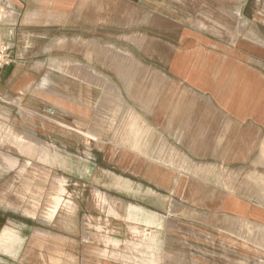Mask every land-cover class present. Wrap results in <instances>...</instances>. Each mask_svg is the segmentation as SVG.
I'll return each mask as SVG.
<instances>
[{
  "label": "crops",
  "instance_id": "0c3cea01",
  "mask_svg": "<svg viewBox=\"0 0 264 264\" xmlns=\"http://www.w3.org/2000/svg\"><path fill=\"white\" fill-rule=\"evenodd\" d=\"M98 37L111 59L100 65ZM0 40L12 59L0 70V99L19 107L49 110L33 96L38 86L51 92L57 83L45 70L71 68L73 74L58 70L60 78L79 91L60 100L89 116L97 111L98 84L120 85L127 107L119 141L84 131L78 113L73 127L58 122L86 137L90 149L102 143L108 161L143 182L135 189L116 175L109 185L144 192L164 207L130 204L115 208L119 215L140 208L145 220L138 221L155 227L168 213L169 225L184 228L191 212L201 221L194 228L226 235L218 242L232 246L235 258L264 260L245 231L264 229V0H0ZM116 51L133 65L119 82L97 69H112ZM225 218L239 226L222 224Z\"/></svg>",
  "mask_w": 264,
  "mask_h": 264
},
{
  "label": "rangeland",
  "instance_id": "374dc122",
  "mask_svg": "<svg viewBox=\"0 0 264 264\" xmlns=\"http://www.w3.org/2000/svg\"><path fill=\"white\" fill-rule=\"evenodd\" d=\"M116 25L114 29L120 31ZM103 41L104 37H98V65L111 60L105 59ZM115 41L121 47L122 42ZM127 60L116 51L112 69H97L119 82L118 78L133 71ZM58 70L74 73L71 68L45 70L44 77L49 71L58 86L53 85L50 92V86L40 85L33 95L49 110L26 103L31 111L20 105L22 112L13 98L0 99V264H264L263 259L254 263L235 258L232 246L218 242V236L225 234L194 228L201 221L191 212L184 228L169 225L168 213L155 227L138 221L145 220L137 214L140 208H128L126 216L119 215L115 208L126 209L130 204L164 207L144 192L109 185L107 181L116 175L130 178L135 189L143 182L127 166L108 161L102 143H93L90 149L86 137L58 122L73 127V115L78 113L75 116L86 122L84 131L91 128L103 141L117 142L119 115L127 101L121 98L119 84L112 90L98 84L97 111L90 116L76 111L73 102L60 100V95L76 97L79 88L64 84ZM87 92L80 87L82 101L89 99ZM221 223L239 226L228 218ZM245 228L254 238L252 251L264 254V229Z\"/></svg>",
  "mask_w": 264,
  "mask_h": 264
},
{
  "label": "built area",
  "instance_id": "2783aa9c",
  "mask_svg": "<svg viewBox=\"0 0 264 264\" xmlns=\"http://www.w3.org/2000/svg\"><path fill=\"white\" fill-rule=\"evenodd\" d=\"M10 55V45L5 41L0 40V70L10 64L11 62Z\"/></svg>",
  "mask_w": 264,
  "mask_h": 264
}]
</instances>
